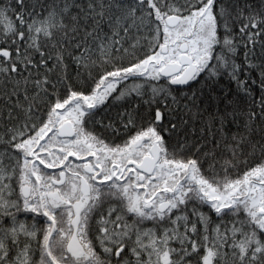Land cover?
I'll list each match as a JSON object with an SVG mask.
<instances>
[{
	"label": "snow or ice",
	"instance_id": "snow-or-ice-1",
	"mask_svg": "<svg viewBox=\"0 0 264 264\" xmlns=\"http://www.w3.org/2000/svg\"><path fill=\"white\" fill-rule=\"evenodd\" d=\"M259 37L264 0H4L0 264H264Z\"/></svg>",
	"mask_w": 264,
	"mask_h": 264
},
{
	"label": "trees",
	"instance_id": "trees-1",
	"mask_svg": "<svg viewBox=\"0 0 264 264\" xmlns=\"http://www.w3.org/2000/svg\"><path fill=\"white\" fill-rule=\"evenodd\" d=\"M2 3H4V0H0V4H2ZM239 3L241 5H243L244 3H250L257 10H259V7H260V0H239ZM239 28H240V24H239V22H237V24L235 25V29H236L237 35H239ZM259 39H264V37H259ZM256 51H257V54H259V51H260L259 45H257ZM243 53H244V49L243 48L239 49V61H242L243 60ZM253 75L255 76V75H257V73H253ZM226 79L227 78H225V80ZM224 84H225V81H221V85H224ZM226 86L229 87V88L235 89V84H228ZM255 91H256V94L258 96L259 95L258 90H255ZM244 99H245V101H247V98L246 97ZM27 219H28V221H30L31 220V217H28ZM213 219H215V217H213ZM224 250H225V252H229L230 251L227 247H225ZM225 259H228V257H225Z\"/></svg>",
	"mask_w": 264,
	"mask_h": 264
}]
</instances>
